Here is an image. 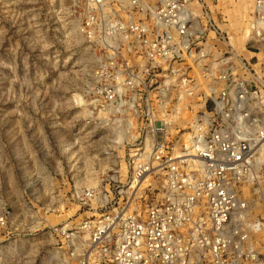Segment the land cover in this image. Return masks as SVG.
I'll return each instance as SVG.
<instances>
[{"label":"built area","instance_id":"obj_1","mask_svg":"<svg viewBox=\"0 0 264 264\" xmlns=\"http://www.w3.org/2000/svg\"><path fill=\"white\" fill-rule=\"evenodd\" d=\"M220 2L77 1L97 61L87 102L128 174L71 188L91 216L51 228L63 264H264V0L245 16L248 57Z\"/></svg>","mask_w":264,"mask_h":264},{"label":"rangeland","instance_id":"obj_2","mask_svg":"<svg viewBox=\"0 0 264 264\" xmlns=\"http://www.w3.org/2000/svg\"><path fill=\"white\" fill-rule=\"evenodd\" d=\"M77 1L0 0V264H63L51 228L91 216L66 201L71 188L127 178L122 147L106 139L90 97L85 104L97 61L78 31ZM220 4L227 22L217 8L216 22L246 44L251 0Z\"/></svg>","mask_w":264,"mask_h":264},{"label":"bare ground","instance_id":"obj_3","mask_svg":"<svg viewBox=\"0 0 264 264\" xmlns=\"http://www.w3.org/2000/svg\"><path fill=\"white\" fill-rule=\"evenodd\" d=\"M246 27H244L243 29H245ZM232 30H234V29H232ZM233 33H234V36L233 37H231V43L235 46V48L239 51V52H241V53H246L247 51H246V48H245V41L243 42V44H241V43H239V38H241V37H237V35H236V32L235 31H233ZM237 37V38H236ZM242 38L244 39V37L242 36ZM252 56V55H251ZM258 57H261V55H258ZM87 103V100L85 99V104ZM106 114V112H101V113H99L98 114V116L99 117H104V115ZM89 116H92V113H90L89 112ZM111 134H113V136H112V138H114L116 141H118V142H120L121 140H123L124 139V134H123V132L122 131H119V130H115V129H113L112 130V132H110ZM111 137V136H110ZM126 169H127V166H126ZM127 172V174H128V170L126 171Z\"/></svg>","mask_w":264,"mask_h":264},{"label":"crops","instance_id":"obj_4","mask_svg":"<svg viewBox=\"0 0 264 264\" xmlns=\"http://www.w3.org/2000/svg\"><path fill=\"white\" fill-rule=\"evenodd\" d=\"M236 20V19H235ZM234 24V23H233ZM233 28V27H232ZM234 29V28H233Z\"/></svg>","mask_w":264,"mask_h":264}]
</instances>
